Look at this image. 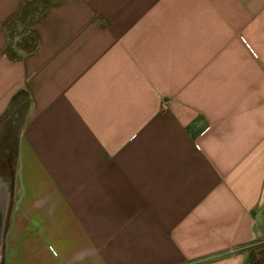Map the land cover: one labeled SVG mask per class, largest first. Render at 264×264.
<instances>
[{
  "label": "crops",
  "instance_id": "0c3cea01",
  "mask_svg": "<svg viewBox=\"0 0 264 264\" xmlns=\"http://www.w3.org/2000/svg\"><path fill=\"white\" fill-rule=\"evenodd\" d=\"M0 264H264V0H0Z\"/></svg>",
  "mask_w": 264,
  "mask_h": 264
},
{
  "label": "trees",
  "instance_id": "16d2710c",
  "mask_svg": "<svg viewBox=\"0 0 264 264\" xmlns=\"http://www.w3.org/2000/svg\"><path fill=\"white\" fill-rule=\"evenodd\" d=\"M44 6H45V2L42 1L41 3V9L43 8L44 9ZM24 9L30 11V10H33V4L32 3H26V7H24ZM39 12V11H38ZM27 14V12H26ZM35 44H36V39L34 37H30V38H27L24 40V44H23V49L27 52H30L33 50V48L35 47Z\"/></svg>",
  "mask_w": 264,
  "mask_h": 264
},
{
  "label": "rangeland",
  "instance_id": "374dc122",
  "mask_svg": "<svg viewBox=\"0 0 264 264\" xmlns=\"http://www.w3.org/2000/svg\"><path fill=\"white\" fill-rule=\"evenodd\" d=\"M38 6H40L41 7V5H38ZM16 44V43H15Z\"/></svg>",
  "mask_w": 264,
  "mask_h": 264
}]
</instances>
